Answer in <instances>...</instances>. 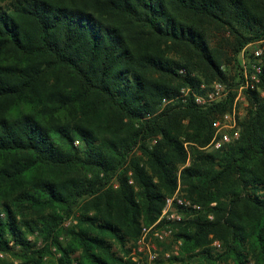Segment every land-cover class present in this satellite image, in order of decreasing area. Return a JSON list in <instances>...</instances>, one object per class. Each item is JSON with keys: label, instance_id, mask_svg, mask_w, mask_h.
Listing matches in <instances>:
<instances>
[{"label": "trees", "instance_id": "obj_1", "mask_svg": "<svg viewBox=\"0 0 264 264\" xmlns=\"http://www.w3.org/2000/svg\"><path fill=\"white\" fill-rule=\"evenodd\" d=\"M257 41L264 0H0V264H137L178 187L174 258L264 264V50L235 140L205 148L236 91L192 94Z\"/></svg>", "mask_w": 264, "mask_h": 264}, {"label": "built area", "instance_id": "obj_2", "mask_svg": "<svg viewBox=\"0 0 264 264\" xmlns=\"http://www.w3.org/2000/svg\"><path fill=\"white\" fill-rule=\"evenodd\" d=\"M263 50L264 47L263 49L261 48L260 50L254 51L253 61L240 59L242 77L235 89L236 97L231 111L226 112L222 119H216L213 122L214 133L210 144L216 149L230 143L239 136L237 130L239 117L236 113V101L238 99L245 101V91L257 86L259 82V74L261 72ZM201 87L205 88L204 93L199 94L193 91L192 94L195 103L202 108L224 101L230 91L229 87L220 82H214L208 88L204 87L203 84ZM189 91L192 90L190 88L182 87L180 90V96L184 98ZM163 102L165 103L166 99H163ZM180 207L183 209H200V205L193 203L190 200L183 199L177 194L165 197L164 205L158 219L149 226L144 225L141 227L140 236L137 239L136 247L131 255V258L137 264H151V262L158 259L159 254L157 252L156 243L163 242L172 236V228L168 222L174 219L180 220V216L175 215V210H179ZM209 217L211 218L210 215ZM179 243L181 242L179 241ZM212 245L214 247H219L220 243L218 240H214ZM165 257L169 258L170 254L165 253ZM144 259H146V261Z\"/></svg>", "mask_w": 264, "mask_h": 264}, {"label": "rangeland", "instance_id": "obj_3", "mask_svg": "<svg viewBox=\"0 0 264 264\" xmlns=\"http://www.w3.org/2000/svg\"><path fill=\"white\" fill-rule=\"evenodd\" d=\"M224 35V37H227V35H225V34H223ZM223 35L222 34H218V39H216L215 41H214V43H220L221 44V46H223L222 48H224V50H229L228 49V45H227V43L225 42V41H223L222 39H223ZM263 47H264V42L263 41H257V42H255V43H251V44H249V45H247L241 52H240V54H239V58L240 59H245V61H253V59H254V57H253V53H254V51H256V50H260L261 48L263 49ZM233 73V72H232ZM230 88V90L232 91V90H235L236 88H237V86H234V87H229ZM235 97H236V95H235ZM235 97H234V100H235ZM234 100H233V103H234ZM247 105H248V103H247V101L245 100V101H241L240 99H238L237 101H236V113H237V116L239 117V119H241V117H243V115L245 114V112H246V108H247ZM229 111H231V110H228L227 112H229ZM226 113V112H225ZM224 113V114H225ZM224 114L222 115V116H219V118H216V119H222L223 117H224ZM215 119V120H216ZM214 120V121H215ZM238 130V132H239V129H237ZM205 148H207V150L208 149H216V148H214L211 144H210V142H209V144L205 147ZM189 163V161L187 160V162H186V164H188ZM175 194H177L179 197H181V198H183V199H187V200H190V201H192L191 199H189V198H187V197H185L184 195H183V193L179 190V187H178V189H176L175 191H174V193H172L171 194V196H173V195H175ZM193 202V201H192ZM194 203V202H193ZM189 210V209H188ZM175 215H179L180 216V219H183L184 218V212H180V210H178V209H176L175 210ZM177 219H174V220H171V221H169L168 222V224L171 226V228H172V236L170 237V238H167L165 241H163V242H157L156 243V247H157V252H158V254H159V257H158V259L157 260H155V261H153V262H151V264H184V262L183 261H180V260H177L176 258H174V257H176V256H179V247H180V243H179V241L180 240H176L175 238H174V231L176 230V228H175V226H174V224H173V222L174 221H176ZM71 222V219H69V220H67L66 221V224H69ZM73 222H74V220H73ZM155 222V221H154ZM153 222V223H154ZM152 223V224H153ZM147 226L146 224H144L143 223V226ZM151 225V224H150ZM149 226V225H148ZM141 233V232H140ZM140 236V235H139ZM31 239H33V237L31 236ZM138 239V238H137ZM137 239H136V241L135 242H133L132 244H131V247H130V251H129V253H128V256L129 257H131V255H132V253H133V250L135 249V247H136V243H137ZM37 244L38 245H41L42 244V241H41V239H39L38 241H37ZM211 245H212V243H211ZM213 246V245H212ZM214 247V246H213ZM114 249H116V247L114 246ZM54 250V249H53ZM165 253H169L170 254V257L168 258V257H165ZM59 254L58 253H56V255H54L55 257H57ZM0 257L1 258H9L8 256L6 257L5 255H3V254H0ZM53 256H52V260H53ZM145 261H146V259H144ZM161 260V261H160ZM48 264H53V262H48ZM185 264H198V262L197 261H192V262H187L186 261V263ZM250 264H252V263H250Z\"/></svg>", "mask_w": 264, "mask_h": 264}]
</instances>
